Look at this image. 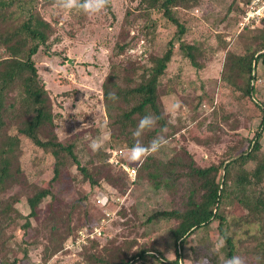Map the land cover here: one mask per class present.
Instances as JSON below:
<instances>
[{"label": "trees", "instance_id": "trees-1", "mask_svg": "<svg viewBox=\"0 0 264 264\" xmlns=\"http://www.w3.org/2000/svg\"><path fill=\"white\" fill-rule=\"evenodd\" d=\"M250 1L232 0L225 14V25L232 32L233 39L229 34L217 36V47H220L218 50L224 53L219 78L221 88L224 89L221 95L229 93L231 100L236 103H233L235 107L228 104L227 108L222 101L219 105L216 104L218 111L215 110L213 120L206 126L209 135L201 142L207 149H213V145L218 144L223 135L238 130L239 123L246 121L250 123H247L244 131L252 135L244 136L241 133L233 144H230V140L217 161L204 166L192 164L188 171L175 173L174 182L165 193L172 196V201L162 200L163 194L158 206L146 212L147 215L142 220L138 221L140 215L135 205L124 207L122 204L116 218L126 229V233L120 230L111 236L104 234L103 245L99 238L87 239L82 252L85 264H183V260L187 257L193 259V256L194 259H205L207 264H225L226 259L233 255H241L249 264H254V257L264 256V99L258 94L262 85L259 81V65H264V44L261 43L264 19L253 28L246 26L240 29L238 24ZM200 2L201 0H138V17H150L141 27V33L147 42L154 41L156 23L161 22L160 18L164 20L163 25L171 24L175 30L167 40L162 54L149 52L145 63L134 60L130 68L123 69V85L118 82L115 67L106 75L101 85V98L110 120L111 144L120 143L128 151L135 142L132 132L140 118L146 114H153L159 119L155 128L141 138L143 144L147 145L157 135L169 138L180 131L179 124L177 123V128L161 110L158 102L161 95L159 85L174 57L175 40L178 41L182 56L197 69L204 67L202 57L209 54V60L215 58V50H210L203 41L186 42L182 38L190 28L186 17L182 18L181 13H188V10ZM47 7H56L54 0H0V65L21 64L27 73L18 86V106L5 116L0 115V264H17L20 260L16 255L12 261L7 258L13 252V249H9L10 243L16 239L15 233L10 232V227L16 221L10 208L18 212L25 211V214H20L25 221L19 227L23 231L22 238H29L27 233L31 220L38 216L43 202L48 201V205L52 206L55 184L61 181L63 173L69 171V163L74 164L76 171L80 172L82 179L91 187L107 184L116 189L118 194L124 195L130 186H133V194L138 184L137 176L134 180L130 179L121 165L125 163L138 167V163L129 162L125 152L120 157V164L108 162V151L103 154L98 151L91 153L89 160L92 166L88 167L80 160L75 140L64 141L59 138L56 128L61 115L54 110L50 91L42 81L35 61L40 50L47 52L50 48L49 36L45 31L48 24L36 18L39 10ZM107 8L110 9L109 4ZM150 13H158L159 17H151ZM67 15L72 23H81L88 18V15L76 11ZM126 47L127 44L119 45L120 50ZM176 81L175 85L179 83V79L176 78ZM172 88L176 91V88ZM109 92H115L118 99H109ZM246 100L256 108V115L249 114L244 104H239L246 103ZM1 107L0 102V113ZM219 112L223 122L227 124L225 129L216 120ZM253 123H256L255 128L252 127ZM169 154L170 152L167 153L168 157ZM168 157L159 162L160 167L170 159ZM47 170L51 171V177L43 184L42 177ZM183 177L186 179L184 182L181 181ZM207 182L210 190L203 197L201 183ZM14 188L17 190L7 196L6 193ZM176 196L179 197L178 201L175 200ZM232 208L239 212V216L231 215ZM97 221H100L99 218ZM136 222L145 227L144 232L139 235L136 231L139 224ZM241 224L254 227L256 237L259 235L255 244H245L246 238L236 237L238 231L235 229ZM88 225H91L90 222H85L84 226ZM160 228L168 236L165 241L159 238V234L154 235V231ZM79 229L76 227L73 234H77ZM208 229H214L216 233L214 242H208L206 239L209 238H205V235L196 244L190 241L191 235ZM70 234L69 227L68 235ZM125 234L127 238L124 237ZM207 235L211 236V233ZM121 238L126 240V252L118 261H112L111 249L120 243ZM65 239L66 236L63 244ZM29 242L26 239L17 242L23 259L29 251L24 244ZM221 243L223 247H220ZM186 244L189 248L187 254L183 252ZM167 253L173 258L165 257L164 254ZM5 259L10 262L5 263ZM261 264H264V260Z\"/></svg>", "mask_w": 264, "mask_h": 264}, {"label": "rangeland", "instance_id": "rangeland-1", "mask_svg": "<svg viewBox=\"0 0 264 264\" xmlns=\"http://www.w3.org/2000/svg\"><path fill=\"white\" fill-rule=\"evenodd\" d=\"M137 3L138 0H109L110 9L107 8L97 15H88V18L81 23H72L69 15L57 7L39 10L36 16L37 20L48 24L45 31L49 36L50 48L47 52L40 50L35 56V61L39 75L50 91L54 110L61 115V118L57 120V133L64 141L75 140L78 144L80 160L88 167L92 166L89 160V155L94 153L89 147L92 141L103 144L98 151L100 154L112 148L123 149L127 157L129 153V150L125 151L126 148L120 143H110V120L101 98V85L106 75L113 70L112 67H115L118 82L123 85L122 77L125 74L123 69L130 68L134 60L145 63L149 52L162 54L167 40L175 30L171 24L163 25L164 20L160 18L161 22L156 23L154 41L147 42L141 33V27L150 17L146 16L142 19L138 17ZM231 3L232 0H201L200 4L188 10V13L184 15L181 13L182 18L186 17L190 28V31L182 38L186 42L203 41L206 47L215 50V58L209 57V60V54L207 57H202L201 63L204 67L197 69L182 56L178 41H174L175 54L168 65L162 84L159 85L161 95L158 102L164 116L177 128L179 124L180 131L167 138L168 144L158 153L149 156L142 164H137L136 191L132 194L133 186H130L124 195H120L116 189L107 184L91 187L82 179L80 172L76 171L74 164L69 163V171L63 173L61 181L55 184V198L52 206L48 205V201L43 202L38 216L31 220L27 233L29 238H22L23 231L19 227L25 221L20 214H25V211L22 210L19 213L10 208L16 218L10 227V232L15 233L16 239L10 243L9 249H13V252L7 258L12 261L16 255L20 259L17 264H78V262L85 264L82 257L83 245L90 239L79 240L78 233L73 234L76 227L84 230L85 222H90L91 226L102 224V234L95 236L100 239L102 245L105 242L104 234L111 236L120 230L126 233V229L118 223L116 218L122 204L124 207L130 204L135 205L140 215L138 221L142 220L147 215L146 212L158 206L161 196L173 184L175 173L188 171L192 164L204 166L211 161H217L230 140H232L230 144H233L241 133L244 136L248 134L244 131V127L250 121L240 122V129L223 135L221 141L213 145V149H207L201 142L209 135L206 126L213 120V113L215 110L218 111L220 101L227 108L228 104L232 107H235L233 103L236 104L226 91L224 92L226 94L221 95L224 89L221 88L219 78L224 53L218 50L220 47H217L219 34H229L233 39L232 32L227 29L228 25H225V14ZM149 16L159 17V14L150 13ZM135 36L138 38H134ZM261 39V43L264 44V35ZM125 44H127L126 49L120 50L119 45ZM259 71L262 85L258 89V94L264 99V65H259ZM26 74L21 64L0 65L1 117L18 106L20 99L18 86ZM176 78L179 79L177 85H175ZM172 86L176 88V91ZM245 102L239 104H244L249 114L256 115V108L251 102L247 100ZM120 112L122 114V111ZM216 120L223 129L227 128L220 112L217 113ZM255 126L256 123H253L252 127L255 128ZM248 135L251 136L252 133ZM168 152H170L169 157ZM166 156L170 159L160 167L159 162L167 159ZM50 177L51 171L47 170L43 174L42 183L46 184ZM185 180V177L181 179L183 182ZM209 187L208 182L201 183L203 197L208 194ZM16 190L17 188L9 190L6 195ZM179 192L182 193V191ZM84 196L86 197L82 200ZM163 197L162 200L172 201L171 195L165 194ZM177 199H179L178 196L175 197L176 201ZM171 205L168 204V206ZM106 213L109 215L107 216ZM231 215L237 217L239 212L232 208ZM97 218L100 221H97ZM136 223L139 224V222ZM69 227L71 237L68 235ZM89 228H91L90 225H88ZM144 229L145 227L139 224L137 234L144 232ZM235 230L238 231L236 237L246 238L245 244L248 245L255 244L259 237V235L256 237L257 234L252 225L241 224ZM212 231L214 229L194 233L190 241L196 244L198 239L205 235V238H209L206 239L208 242L210 240L214 242L216 233L214 231L213 234ZM208 233H211V236L207 235ZM155 234H159L161 236L159 238H163V241L168 238L163 228L155 230ZM65 236L66 241L64 240L63 244ZM124 237L128 236L125 234ZM125 238H121L120 243L112 247L110 260L118 261L124 256L127 248L126 243L124 244L126 240H123ZM22 239L30 241L24 244L29 249L24 259L21 249L17 247V242ZM199 247L203 248L201 245ZM200 248L199 250L203 252ZM212 248H214L213 245ZM183 252L189 253L187 244ZM164 255L172 257L170 253ZM0 257H2L1 254ZM10 260L5 259L4 262L7 263ZM183 264H207V261L194 259L193 256V259L187 257L183 260Z\"/></svg>", "mask_w": 264, "mask_h": 264}, {"label": "clouds", "instance_id": "clouds-1", "mask_svg": "<svg viewBox=\"0 0 264 264\" xmlns=\"http://www.w3.org/2000/svg\"><path fill=\"white\" fill-rule=\"evenodd\" d=\"M54 4L57 8L69 14L76 11L86 15H97L107 9L109 0H54ZM108 95L109 99L113 101L118 99L115 92H109ZM158 119L159 117L153 114H146L140 118L132 132L135 142L129 149L127 157L129 162L142 164L149 156L155 155L168 144V140L164 135L155 136L147 145L141 142L144 134L155 128ZM89 147L93 152H97L103 147V144L98 141H92ZM220 247H223V243L220 244ZM262 260H264V256L258 255L254 257V264H261ZM225 264H249V262L241 255H233L226 259Z\"/></svg>", "mask_w": 264, "mask_h": 264}, {"label": "built area", "instance_id": "built-area-1", "mask_svg": "<svg viewBox=\"0 0 264 264\" xmlns=\"http://www.w3.org/2000/svg\"><path fill=\"white\" fill-rule=\"evenodd\" d=\"M264 19V0H251L246 7L241 19L239 20V28L243 29L246 26L253 28L256 24L260 23ZM261 81V79H259ZM109 157L108 162L114 164H120V157L123 155L124 150L121 148H112L108 150ZM122 167L128 173L130 179L134 180L137 176V168L134 166H129L125 163H121ZM103 200H99L102 202ZM105 203V201H103ZM108 216L109 213H106ZM104 220V219H102ZM91 228L85 227L84 230H79V240L93 239L96 235L102 234V224L90 225ZM88 230L87 232H85Z\"/></svg>", "mask_w": 264, "mask_h": 264}]
</instances>
